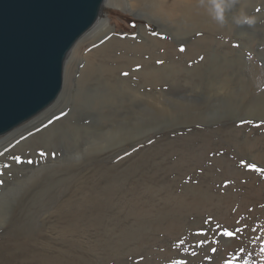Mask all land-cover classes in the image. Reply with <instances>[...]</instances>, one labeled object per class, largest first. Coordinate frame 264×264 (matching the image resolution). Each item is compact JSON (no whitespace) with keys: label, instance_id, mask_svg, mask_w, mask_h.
Instances as JSON below:
<instances>
[{"label":"rangeland","instance_id":"1","mask_svg":"<svg viewBox=\"0 0 264 264\" xmlns=\"http://www.w3.org/2000/svg\"><path fill=\"white\" fill-rule=\"evenodd\" d=\"M160 1L179 8L188 2ZM199 3L212 12L206 20L213 26L181 42L107 2L101 16L114 32L82 48L79 60L100 57L110 65L103 66L118 69L107 77L111 85L121 78L154 98L188 86L196 96L143 109L117 96L121 106L103 110L94 124L96 110L86 111L80 98L71 97L77 86L92 83L81 81L84 62L66 69L59 113L0 149V264H225L240 249L245 253L236 264L264 261V174L247 166L264 169V0ZM114 36L126 45L112 48L108 58L93 54ZM152 37L167 39L177 55L153 47ZM136 44L151 49L137 51ZM161 56L166 59L158 63ZM165 64H178L170 83L139 74ZM54 126L62 135L26 143ZM238 227L244 231L235 239L221 235Z\"/></svg>","mask_w":264,"mask_h":264},{"label":"water","instance_id":"2","mask_svg":"<svg viewBox=\"0 0 264 264\" xmlns=\"http://www.w3.org/2000/svg\"><path fill=\"white\" fill-rule=\"evenodd\" d=\"M105 0H0V136L49 107Z\"/></svg>","mask_w":264,"mask_h":264},{"label":"bare ground","instance_id":"3","mask_svg":"<svg viewBox=\"0 0 264 264\" xmlns=\"http://www.w3.org/2000/svg\"><path fill=\"white\" fill-rule=\"evenodd\" d=\"M190 1V2H189ZM223 1V0H222ZM107 2L112 5V7H118L121 8L122 10H129V12L131 13H135L137 16L142 17L144 19L149 20L150 22H152L156 28H158V32H160L161 34H166V35H172L174 36L175 41L179 40L182 42V40L184 38H186V35H193L197 32H202L205 28H210L213 25L207 23L208 21L206 20V16H213L212 12L208 14H206V9L202 8L201 4L199 3V0H188V2L186 3L185 6L183 7H176V2L175 1H168V2H162L160 0H133L131 2H129V0H105L102 8H101V12L100 15L97 19V21L95 22V24L91 27V29L86 32L77 42L76 44L73 46V48L71 49V51L69 52L65 64H64V73H63V85H62V90L59 94V96L57 97V99L46 109H44L42 112H40L39 114L35 115L34 117H32L31 119L27 120L26 122H24L23 124H21L20 126L14 128L13 130H11L10 132H8L7 134L0 136V149L1 147L5 146L8 142L13 141L15 138H17L20 134H22L23 132L28 131L31 128H34V126H37V124L39 125L42 122L47 121L48 119H50L51 117L55 116L56 114L59 113V111L57 110L56 103L58 101H60V99L62 98L64 94V82L66 81V78L64 79V75L66 74V69L69 72L70 70H72L75 66H77V61L80 62H84L81 61L80 58V52L81 49L84 48L85 46H92L94 45L97 41H99L100 39L104 38L105 36H107L108 34L114 32L113 27H112V23L109 19L103 18L102 15V9L106 6ZM227 4V3H226ZM205 16V17H204ZM211 21H214V26H220L218 25L220 22V20L218 19H213L211 18ZM223 21V20H222ZM139 34L141 36L146 35V31L145 29L140 28L139 29ZM113 35V34H112ZM116 36V35H115ZM115 36L113 37V39H109L108 42H106L105 44H102L101 47L97 48V50L93 51V54H99L102 53L103 55H101L104 58H108L110 56L109 53L110 51H114L112 50V48H117L116 46L120 45H126L127 42L124 41H120L118 39L115 38ZM140 36V37H141ZM149 36V35H148ZM151 37V36H150ZM158 37V36H157ZM168 37V36H167ZM171 37V36H170ZM111 38V37H110ZM125 38V37H124ZM123 38V39H124ZM131 38V37H130ZM139 38V37H138ZM146 38V36H145ZM144 38V39H145ZM155 38V37H152ZM108 39V38H107ZM122 39V38H121ZM140 39V38H139ZM160 39V38H159ZM153 39L151 40L153 43V47H156L157 45H163L164 47L168 48L167 53L171 54L174 50H176L177 48L175 47V49H171L170 47H168L167 42L165 39V42H163V39L161 41V39ZM188 39V37H187ZM125 40V39H124ZM134 40V39H131ZM170 40V39H169ZM145 41V40H144ZM174 41V42H175ZM178 41V42H179ZM138 42V41H137ZM140 42V41H139ZM184 42V41H183ZM148 43H150V40H148ZM172 43V42H171ZM187 43V42H186ZM132 44V43H131ZM180 44V43H178ZM183 44V43H182ZM138 46L135 47V50L137 51H142L145 49H151L149 46H147L146 44H136ZM95 46V45H94ZM114 48V49H115ZM181 48V47H180ZM119 50V49H118ZM173 50V51H172ZM121 51V49L119 50ZM118 52V51H117ZM115 52V53H117ZM122 52V51H121ZM118 52V53H121ZM142 53V52H141ZM140 53V55H141ZM174 55H177L175 52H173ZM172 53V54H173ZM180 53V52H178ZM123 54V53H122ZM120 54V56L122 55ZM165 54V53H164ZM171 54V56H172ZM184 54V53H183ZM86 55V54H85ZM91 55V53H90ZM118 55V54H117ZM166 55V54H165ZM180 55V54H179ZM182 55V54H181ZM97 56V55H96ZM119 56V55H118ZM147 56V55H146ZM169 56V55H168ZM185 56V54H184ZM183 56V58H184ZM85 57V56H83ZM126 57V55H125ZM124 57V58H125ZM130 57V56H129ZM142 57V56H141ZM140 57V58H141ZM167 57V55H166ZM174 58H179L177 56H173ZM182 57V56H181ZM93 58V59H92ZM100 57H95L92 56L91 58L88 59L87 62H84V69L81 72V81L82 79H89L91 80L92 83H88L86 85V87H84L83 89L79 88L78 86L76 87L77 92L75 95L71 94L72 98H80V102L85 105V110L86 111H90L93 112V110H96L97 113L95 116V123L97 122H101L102 121V111L103 110H109V109H114L113 107H120L121 104L123 103H127V101L125 99L130 98L128 100L132 101V99H134L137 102H133L132 104L134 107H137L138 109H143V108H150L152 106H161L163 108H166V106H169V102H174V101H178L180 99L183 98H187L190 97V95L194 94V96H196V92L197 91H193L191 88L184 87H174L175 89V93L174 94H170L169 92L165 91L163 96H160V98H154V95L148 92H140V88L142 86H138L137 87H132V86H128L127 85V81L126 80H121V78H116L115 77V85H111V78L108 79V76H113L114 74L118 71V69H109L106 68L105 66L109 65H105L103 66L100 62ZM113 58V57H112ZM123 58V57H122ZM123 58V59H124ZM165 58V57H164ZM171 58V57H170ZM173 58V59H174ZM85 59V58H84ZM161 62L165 61V59H163V57H160ZM169 59V58H167ZM103 60V59H102ZM122 60V59H121ZM126 60V58L124 59ZM175 60V59H174ZM173 60V61H174ZM105 61V60H104ZM116 61V60H115ZM129 61V60H128ZM172 61V60H171ZM108 62V61H107ZM106 62V63H107ZM110 62V61H109ZM137 61H132L130 64L136 63ZM145 62V61H141ZM149 62V61H147ZM175 62V61H174ZM177 63H179L178 61H176ZM114 63V62H113ZM171 63V62H170ZM146 64V63H145ZM174 64V63H173ZM172 64H170V66H168L167 64L165 65H160V66H155V67H150L148 68V70H146L143 73H139L142 75L141 78L146 79V78H157L160 79L163 83H170V81H174L176 78V66H174ZM113 65V64H112ZM153 65V64H151ZM159 65V64H158ZM110 66V65H109ZM194 70V68H193ZM77 71V70H76ZM180 72V71H179ZM198 72V71H197ZM120 74V73H118ZM138 74V75H139ZM193 74V73H192ZM117 75V74H116ZM67 77V76H66ZM120 77V76H118ZM194 77V76H192ZM70 78V77H69ZM68 78V79H69ZM199 78V77H198ZM196 78V79H198ZM74 79V78H73ZM114 79V78H113ZM187 79V78H186ZM111 80V81H110ZM133 80V79H132ZM80 81V82H81ZM192 81V80H191ZM113 82V81H112ZM189 82V81H188ZM193 82V81H192ZM191 82V83H192ZM86 83V82H85ZM173 83V82H172ZM190 83V84H191ZM68 84V83H67ZM193 84V83H192ZM144 86V85H143ZM217 86H220L219 84ZM81 87V86H80ZM191 87V86H190ZM75 90V91H76ZM172 92V91H171ZM67 93V92H66ZM191 93V94H190ZM184 94V95H183ZM189 94V95H188ZM66 96V95H65ZM79 96V97H78ZM117 96H121L124 100L119 102L116 100ZM70 99V98H69ZM65 100V99H64ZM78 100V99H77ZM78 100V101H79ZM129 101V102H130ZM80 102H79V106H80ZM65 103V102H64ZM70 103V102H69ZM74 103V102H73ZM67 104V103H66ZM75 104V103H74ZM77 104V103H76ZM65 106V104H64ZM63 106V107H64ZM76 106V107H79ZM124 106V105H123ZM57 107V108H55ZM75 107V106H74ZM55 108V109H54ZM62 108V107H61ZM73 108V107H72ZM78 109V108H77ZM84 109V108H83ZM116 109V108H115ZM121 109V108H120ZM124 109V108H123ZM130 109V108H129ZM81 110V108L79 109ZM119 110V109H118ZM146 109H144L145 111ZM58 111V112H57ZM73 111V109H72ZM71 111V112H72ZM75 111V110H74ZM88 111V112H89ZM100 111V112H98ZM78 112V111H77ZM73 116V114H72ZM92 119V118H91ZM58 122V121H57ZM44 124V123H43ZM89 125L87 126H82L80 128H85L82 129L84 131H88L90 130ZM98 127V126H97ZM100 127V126H99ZM39 128V127H37ZM41 128V127H40ZM39 128V129H40ZM47 128V127H46ZM74 128H76L74 126ZM73 128V129H74ZM64 129V128H63ZM72 129V128H70ZM101 129V128H100ZM38 130V129H37ZM36 130V131H37ZM82 130H78L80 132H82ZM64 131V130H63ZM63 131L61 132L60 130V126H54L52 128H47L46 130H43L41 133H39L36 137L28 140V142L26 143H32L37 141L38 143L42 144V139L43 136H47L48 139L52 140V138H56V136L62 135ZM76 131V130H75ZM91 131H93V129H91ZM66 132V131H65ZM64 132V133H65ZM70 132V131H69ZM95 132V131H94ZM67 133V132H66ZM83 133V132H82ZM98 133H102L98 132ZM27 134V133H26ZM34 134V133H33ZM68 134V133H67ZM31 135V134H30ZM29 135V136H30ZM75 135V134H74ZM82 135V134H81ZM32 136V135H31ZM25 137V136H24ZM66 137V136H65ZM81 137V136H80ZM46 138V139H47ZM75 138V137H74ZM19 139V138H18ZM25 139V138H24ZM41 139V142H40ZM63 140V139H62ZM81 141V140H80ZM20 142V141H19ZM45 142V140L43 141ZM50 142V141H49ZM22 143V142H21ZM24 143V142H23ZM24 143V144H26ZM24 144H22L20 147H22ZM79 144V143H78ZM82 144V143H81ZM67 146V145H66ZM64 148V147H63ZM68 148V147H67ZM18 149V147H17ZM57 149V148H56ZM55 150V149H54ZM2 154V153H1ZM4 154V153H3ZM8 155V154H6ZM55 160V159H54ZM2 161V160H1ZM64 161V159L62 160V162ZM49 164H57L59 162H61V159H58L56 161H49ZM18 163V162H17ZM47 167V166H46ZM49 167V166H48ZM44 169V168H43ZM48 169V168H47ZM26 170H35V168H26ZM39 170H41V168H39ZM38 171V169H37ZM25 172V171H24ZM35 172V171H34ZM41 172V171H40ZM26 173V172H25ZM32 174V173H31ZM30 174V175H31ZM26 175V174H24ZM30 175H27L30 177ZM33 175V174H32ZM38 175V174H37ZM36 175V176H37ZM23 176V175H22ZM21 177V176H20ZM28 177V179H29ZM33 177H35V175H33ZM16 178V177H15ZM31 179V178H30ZM19 181V180H18ZM25 181V180H24ZM27 181V180H26ZM21 183V181H19ZM30 182V181H29ZM16 183V182H15ZM14 184V183H13ZM16 185V184H15ZM26 185V184H25ZM11 186V185H10ZM24 186V184H23ZM15 187V186H14ZM7 188V187H6ZM18 188V187H17ZM21 188V187H20ZM13 189V188H12Z\"/></svg>","mask_w":264,"mask_h":264},{"label":"snow or ice","instance_id":"4","mask_svg":"<svg viewBox=\"0 0 264 264\" xmlns=\"http://www.w3.org/2000/svg\"><path fill=\"white\" fill-rule=\"evenodd\" d=\"M181 51H184V49L182 48ZM158 63H162V62H158ZM125 75H127V73H125ZM250 122V121H248ZM41 155H44V153H41ZM14 159L16 160V162H22L20 160L19 157H14ZM29 163H31V161H29ZM242 165H244L246 162H241ZM7 167V165H5ZM252 171H256V172H259V173H262L264 174V169H261V168H258L256 165H247ZM219 227V226H218ZM244 231V228H236L235 230H227V229H224L222 230L221 232V235L223 237H226L228 239H235V237L239 234V233H242ZM253 232H256L257 229L256 228H253L252 229ZM199 235H206L205 233L201 232V233H198ZM262 236H264V233H261ZM257 239L259 240L260 237L258 236ZM183 244V241L181 240L179 242V245H182ZM178 245V246H179ZM198 246H203V241H201ZM212 252L215 253L216 252V249H212ZM244 253H245V250L244 249H240V256H234L233 258L229 259V260H226L225 261V264H236V261L240 260L243 256H244ZM260 254L262 256H264V242H262L260 244ZM193 255H195V253H193ZM173 264H186V261H182V260H177V261H173ZM244 264H249V261L248 260H244ZM261 264H264V261H261Z\"/></svg>","mask_w":264,"mask_h":264}]
</instances>
